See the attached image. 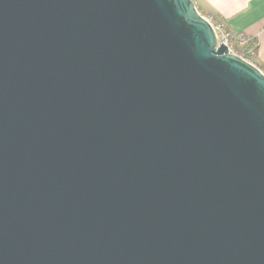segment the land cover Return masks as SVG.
<instances>
[{"label": "water", "instance_id": "obj_1", "mask_svg": "<svg viewBox=\"0 0 264 264\" xmlns=\"http://www.w3.org/2000/svg\"><path fill=\"white\" fill-rule=\"evenodd\" d=\"M0 264H264V72L193 0H0Z\"/></svg>", "mask_w": 264, "mask_h": 264}, {"label": "crops", "instance_id": "obj_2", "mask_svg": "<svg viewBox=\"0 0 264 264\" xmlns=\"http://www.w3.org/2000/svg\"><path fill=\"white\" fill-rule=\"evenodd\" d=\"M198 11L224 23L228 32L257 43L254 62L264 72V0H194Z\"/></svg>", "mask_w": 264, "mask_h": 264}, {"label": "built area", "instance_id": "obj_3", "mask_svg": "<svg viewBox=\"0 0 264 264\" xmlns=\"http://www.w3.org/2000/svg\"><path fill=\"white\" fill-rule=\"evenodd\" d=\"M201 16L205 20H207L214 29L217 38V47H220L223 44L228 48L230 54L236 55L244 59L246 62L257 67L254 62V56L257 50V43L254 42V40L242 34H231L230 32H228L224 23L214 20L213 18L207 15L201 14Z\"/></svg>", "mask_w": 264, "mask_h": 264}, {"label": "rangeland", "instance_id": "obj_4", "mask_svg": "<svg viewBox=\"0 0 264 264\" xmlns=\"http://www.w3.org/2000/svg\"><path fill=\"white\" fill-rule=\"evenodd\" d=\"M203 15V14H202ZM205 15V14H204Z\"/></svg>", "mask_w": 264, "mask_h": 264}, {"label": "trees", "instance_id": "obj_5", "mask_svg": "<svg viewBox=\"0 0 264 264\" xmlns=\"http://www.w3.org/2000/svg\"><path fill=\"white\" fill-rule=\"evenodd\" d=\"M194 1V0H193Z\"/></svg>", "mask_w": 264, "mask_h": 264}]
</instances>
